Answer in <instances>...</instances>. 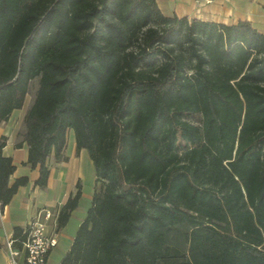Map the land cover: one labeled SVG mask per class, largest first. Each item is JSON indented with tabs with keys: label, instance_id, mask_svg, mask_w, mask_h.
Returning <instances> with one entry per match:
<instances>
[{
	"label": "trees",
	"instance_id": "trees-1",
	"mask_svg": "<svg viewBox=\"0 0 264 264\" xmlns=\"http://www.w3.org/2000/svg\"><path fill=\"white\" fill-rule=\"evenodd\" d=\"M35 77L16 145L36 183L69 128L98 181L62 262L264 264V33L164 15L155 0H0V122ZM182 113L200 132L182 128L180 147ZM4 143L0 210L27 182L9 184ZM25 235L14 227L13 246Z\"/></svg>",
	"mask_w": 264,
	"mask_h": 264
},
{
	"label": "crops",
	"instance_id": "crops-1",
	"mask_svg": "<svg viewBox=\"0 0 264 264\" xmlns=\"http://www.w3.org/2000/svg\"><path fill=\"white\" fill-rule=\"evenodd\" d=\"M164 15L187 16L222 22L235 23L248 20L259 32L264 33V0H155ZM31 103V102H30ZM30 103L26 100L21 108L13 109L0 122V139L5 143L2 154L9 156L14 170L9 176V184L16 178L26 176L27 182L19 185L0 210V264H10L7 242L13 238L14 227L24 228L40 208H48L52 215L46 220V230L55 235L56 244L49 251L46 264H58L69 250L80 222L91 205L98 181L92 159L85 149H77L74 131H66L62 149L63 159L54 161L52 155L46 158L49 168L46 185L36 183L39 167L27 163L28 147L20 146V131L23 130V116ZM78 186V187H77ZM79 188L80 196L76 206L62 226L57 225L61 206ZM21 247V246H20ZM20 247H16L20 249ZM19 264H25L23 251L16 256Z\"/></svg>",
	"mask_w": 264,
	"mask_h": 264
},
{
	"label": "built area",
	"instance_id": "built-area-1",
	"mask_svg": "<svg viewBox=\"0 0 264 264\" xmlns=\"http://www.w3.org/2000/svg\"><path fill=\"white\" fill-rule=\"evenodd\" d=\"M52 215L48 208H40L24 227L25 239L20 249L13 246V239L7 242L10 264H19L16 256L23 251L25 264H46L49 251L55 246L56 238L46 230V220ZM58 264H78L59 262Z\"/></svg>",
	"mask_w": 264,
	"mask_h": 264
},
{
	"label": "rangeland",
	"instance_id": "rangeland-1",
	"mask_svg": "<svg viewBox=\"0 0 264 264\" xmlns=\"http://www.w3.org/2000/svg\"><path fill=\"white\" fill-rule=\"evenodd\" d=\"M36 85H37V77L33 78L30 82L29 91L25 97L26 104L31 102ZM174 121L178 130L177 143L180 147L189 144L181 135L182 128H186L187 134L191 135L193 138H196L198 136V133L200 132L198 114L182 113L180 115L175 116ZM180 260L181 259H177L178 262H180Z\"/></svg>",
	"mask_w": 264,
	"mask_h": 264
}]
</instances>
